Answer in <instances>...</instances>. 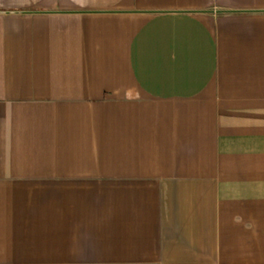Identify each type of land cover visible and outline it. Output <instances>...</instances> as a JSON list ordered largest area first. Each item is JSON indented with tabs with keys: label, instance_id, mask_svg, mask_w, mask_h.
<instances>
[{
	"label": "crops",
	"instance_id": "obj_1",
	"mask_svg": "<svg viewBox=\"0 0 264 264\" xmlns=\"http://www.w3.org/2000/svg\"><path fill=\"white\" fill-rule=\"evenodd\" d=\"M0 264H264V0H0Z\"/></svg>",
	"mask_w": 264,
	"mask_h": 264
}]
</instances>
